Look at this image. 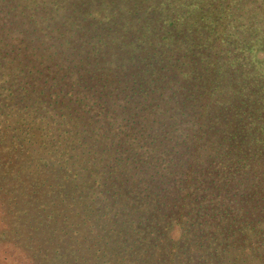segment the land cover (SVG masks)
<instances>
[{
  "label": "trees",
  "instance_id": "16d2710c",
  "mask_svg": "<svg viewBox=\"0 0 264 264\" xmlns=\"http://www.w3.org/2000/svg\"><path fill=\"white\" fill-rule=\"evenodd\" d=\"M0 264H264V0H0Z\"/></svg>",
  "mask_w": 264,
  "mask_h": 264
}]
</instances>
